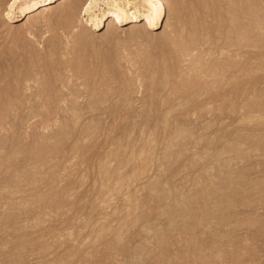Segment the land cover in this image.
I'll return each instance as SVG.
<instances>
[{"label": "rangeland", "instance_id": "374dc122", "mask_svg": "<svg viewBox=\"0 0 264 264\" xmlns=\"http://www.w3.org/2000/svg\"><path fill=\"white\" fill-rule=\"evenodd\" d=\"M10 2L0 264H264V0Z\"/></svg>", "mask_w": 264, "mask_h": 264}, {"label": "bare ground", "instance_id": "6f19581e", "mask_svg": "<svg viewBox=\"0 0 264 264\" xmlns=\"http://www.w3.org/2000/svg\"><path fill=\"white\" fill-rule=\"evenodd\" d=\"M18 1L20 0H17V3ZM135 2L128 0H92V4L88 8V11L85 12V7H84L83 13L89 17L90 21H92L93 27L98 26L107 14L112 15L116 21H122V20L125 21L126 19L127 20L129 19V20H133L134 22H138L139 20H143L150 28L155 27L161 19L164 8V3H163L164 0H139L138 4L136 2V4L139 5V7L135 4ZM99 3H103L104 8L100 9L99 14H96L95 10L98 8ZM20 4H21L19 7L20 15L25 10H33V9L36 10V8H38L37 9L38 12H46L51 8L48 5V3L47 4L43 3L37 6V3L34 1H32L31 3H20ZM87 5H89V0H87L85 6ZM157 5H159L158 9L156 7ZM71 8H72V4H69L66 8L67 9L66 11H70ZM131 9H133V11H131Z\"/></svg>", "mask_w": 264, "mask_h": 264}, {"label": "snow or ice", "instance_id": "6c2138e0", "mask_svg": "<svg viewBox=\"0 0 264 264\" xmlns=\"http://www.w3.org/2000/svg\"><path fill=\"white\" fill-rule=\"evenodd\" d=\"M92 0H89V5L85 6V12L88 11V8L91 6ZM17 7V0H11V2L7 5L8 11L4 13V16L9 20L14 19V9ZM157 9L159 5L156 6Z\"/></svg>", "mask_w": 264, "mask_h": 264}]
</instances>
